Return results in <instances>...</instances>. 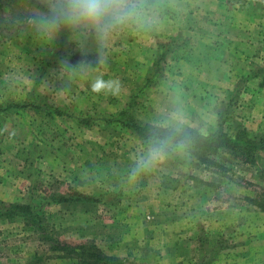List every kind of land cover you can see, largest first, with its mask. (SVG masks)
<instances>
[{
    "label": "rangeland",
    "instance_id": "374dc122",
    "mask_svg": "<svg viewBox=\"0 0 264 264\" xmlns=\"http://www.w3.org/2000/svg\"><path fill=\"white\" fill-rule=\"evenodd\" d=\"M43 10L0 0V205L36 206L64 248L19 216L0 218V264H264V210L251 200L264 153L190 156L170 141L133 174L156 141L115 119L127 109L142 124L208 133L225 112L264 134V0H164L152 28H120L102 45L37 31L27 21ZM97 77L119 91L93 92ZM73 191L93 197L47 200ZM79 245L113 259L72 252Z\"/></svg>",
    "mask_w": 264,
    "mask_h": 264
},
{
    "label": "trees",
    "instance_id": "16d2710c",
    "mask_svg": "<svg viewBox=\"0 0 264 264\" xmlns=\"http://www.w3.org/2000/svg\"><path fill=\"white\" fill-rule=\"evenodd\" d=\"M18 1L33 5L35 4L38 8L42 7V4L39 3L38 0ZM174 39L177 40L176 37H174ZM166 50H170V47H166L154 62L152 67L154 73L159 69V60L165 55ZM239 90V88L236 89L235 94H238ZM231 101H233V99H231L230 102ZM226 112H228V107H226ZM117 117L115 119L121 121L125 126L130 127L140 137L143 143L150 144L151 142L157 141L158 138L171 136L173 138L171 142L182 144L183 147L188 150L190 156H192V154L200 156V154H206V152L218 153L223 149L229 148L236 156H240L245 161L254 163L261 161L264 153V134L250 133L245 128L241 127L234 119L226 123L225 121L228 120L229 117L228 115H225V112H220L218 114L215 128L208 133H204L195 127L174 129L164 125L142 124L136 120L127 109L120 110L117 113ZM258 171L260 178L264 183V167H260ZM89 197H93V195L73 191L70 193L52 194L47 200H79ZM251 200L259 208L264 210V186L261 191L258 192L256 198H252ZM13 216H19L36 226L43 234H45L44 236L49 238L51 246H60V248H64L60 245L59 240H57L56 237L47 233L45 229H42V214L33 204L28 202H11L8 205H0V218ZM217 248L218 247L213 250V253ZM95 249L96 248L92 245H79L78 248L73 247L72 250L74 251L72 252L81 256H84L88 252L90 256H95L97 259H113L112 257H105L100 251Z\"/></svg>",
    "mask_w": 264,
    "mask_h": 264
},
{
    "label": "clouds",
    "instance_id": "9594fccd",
    "mask_svg": "<svg viewBox=\"0 0 264 264\" xmlns=\"http://www.w3.org/2000/svg\"><path fill=\"white\" fill-rule=\"evenodd\" d=\"M43 11L34 12L28 23L39 32L54 34L61 29L94 34L101 45L108 36L120 28L135 26L150 29L159 21L164 0H41ZM95 93L107 90L118 92V80L105 81L97 77L91 84ZM166 136L158 138L148 155L138 161L137 168L149 169L165 156L170 141Z\"/></svg>",
    "mask_w": 264,
    "mask_h": 264
}]
</instances>
